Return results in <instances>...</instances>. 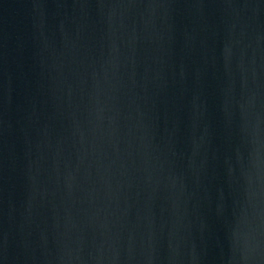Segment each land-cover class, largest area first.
<instances>
[{
	"label": "water",
	"instance_id": "obj_1",
	"mask_svg": "<svg viewBox=\"0 0 264 264\" xmlns=\"http://www.w3.org/2000/svg\"><path fill=\"white\" fill-rule=\"evenodd\" d=\"M0 264H264V0H0Z\"/></svg>",
	"mask_w": 264,
	"mask_h": 264
}]
</instances>
